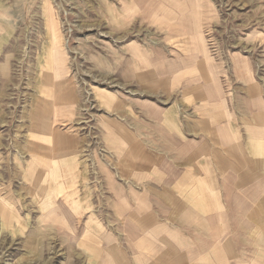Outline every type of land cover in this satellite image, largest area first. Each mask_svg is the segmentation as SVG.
Instances as JSON below:
<instances>
[{"label":"rangeland","instance_id":"374dc122","mask_svg":"<svg viewBox=\"0 0 264 264\" xmlns=\"http://www.w3.org/2000/svg\"><path fill=\"white\" fill-rule=\"evenodd\" d=\"M51 23L60 38L61 78L72 85L68 103L49 118L68 140L56 153L64 190L46 211L34 179L54 158L45 152L46 133L36 120L54 91L45 68ZM199 35L204 53L193 44ZM184 61L183 68L196 61L203 68L178 77L171 63ZM211 63L248 155L241 165L252 180L237 187L238 197H227L221 177L228 170H219L224 209H208V221H190L187 244L167 239L166 228H174L172 221L161 223L167 210L151 209L157 220L144 228L161 230L144 235L137 222H143V209H107V181L122 180L129 196L153 186L140 179L158 171L135 165L137 156L122 155L121 147L133 139L142 146L152 142L158 136L147 132L156 123L153 115L172 104L182 103L183 124L209 131L226 125L222 109L217 119L206 102L192 109L194 101H204L201 94L177 91L184 77L206 85L201 74L207 78ZM95 91H106L114 103L105 105ZM259 100L264 105V0H0V200L10 204L0 201V264H174L177 250H188L181 264H221L211 238L220 234L221 213L239 242L237 255H227L220 241L222 264H264V128L245 126L262 111L252 106ZM201 117L206 120H196ZM122 129L134 138L129 134L127 141Z\"/></svg>","mask_w":264,"mask_h":264},{"label":"crops","instance_id":"0c3cea01","mask_svg":"<svg viewBox=\"0 0 264 264\" xmlns=\"http://www.w3.org/2000/svg\"><path fill=\"white\" fill-rule=\"evenodd\" d=\"M186 64V61L181 62V64L178 62L171 63L172 69L176 71V76L183 77L187 72L191 73V70L197 71L198 69H202L204 63L196 61L192 63L193 66L191 68H183ZM206 70L208 71L207 78H204V75L201 74V76H203L201 80L207 83L206 85L193 83V78L184 77L186 79L181 82L179 81L181 84L177 91L185 87L184 91L193 90L197 92L196 95L199 96V98L202 95L204 101H194L195 104L194 107L191 106L192 109H200L202 108L201 104L206 102V110L211 114V119H217L218 113H220V109H222L221 113L223 114L219 117L225 119L227 117L226 125L215 127L209 131V128L202 125L183 124L178 112L182 103L177 102V105L172 104L167 110L158 111V114L155 113V115H153V118L156 119V123L151 126L152 131L147 128V132H151L152 134L156 133L158 136L153 139L152 142H150V138L146 139V145L143 144L144 146H142L141 142H135V139H133L129 146V142L126 144V149L121 147L122 155L127 152V155L132 153L137 156V160L139 161L135 165H141L147 170L151 167L155 171H158L155 174H148V177L144 175L143 180L140 179L144 184L154 183L153 186H147L143 191L131 192L132 194L129 196V192L125 185H123L122 180L112 181L109 177L107 181L110 182L109 184L111 186L106 203L107 209H143V222L139 221L138 218L137 222L139 227H142L141 229L144 235L158 233L161 230L159 228V230L147 231L144 228L149 223H155L156 221L154 220H157L155 213L151 209L167 210L169 213H167L168 215L163 218L164 221L161 223L164 224L167 220L174 223V228L172 230H169L168 226V228H166V232H168L170 236V238L167 239H171V242L177 241V243L187 244L186 239L188 238L186 233L190 221L195 225L196 223H194V221H196L197 224L200 221H208V209H217L218 212L224 209L218 192L220 189L219 170H222V168L228 170L227 174L224 175L225 177H221L223 189L227 197L231 195L233 197H238L236 194L237 187H246L252 180V171H249L248 168L244 169L241 165L242 160H246L248 155L243 145L238 142L240 139L239 127L234 124L231 113L226 105V98L221 91L219 78L216 76V72H214L216 68H214L211 63V67ZM209 71L212 76L209 75ZM254 105L256 104L253 103L252 106L254 107ZM257 105H260L264 112L263 102L261 101ZM183 108L188 109L190 106L183 104ZM255 113L257 112L251 114L252 117ZM196 120L203 121L206 119L201 117ZM249 122L252 124H248L247 122L245 125L246 128H257L253 127L252 118ZM122 131L124 132L122 134H126L127 141L129 139V134H132L131 138H134L133 132L128 131V129H122ZM209 132H213V136L209 135ZM136 133H138V131H136ZM208 141L212 143L211 148L208 146ZM233 149L237 150L233 151ZM134 163V161H131L130 164ZM256 195L257 192L251 197L255 199ZM186 198L194 199V201L188 204L189 201H186ZM134 199H137V202ZM239 208V210L243 212L246 210L241 209V207ZM171 209L175 210V214L178 213L179 217L174 214L172 217L169 216L172 213ZM220 218L222 219L223 225L220 234L213 233L211 238L213 243L217 245L216 247H218L222 264L220 241L223 245L222 251L227 255H231L233 252L236 253V245L239 244V242H235L236 231L234 227L231 226L227 229V226L224 225L225 215H223V213H221ZM141 224H145L146 226H141ZM136 236L138 235L136 234ZM198 236L201 237L202 234H198ZM229 236L231 238H229ZM176 252L178 255L172 259V263L181 264L186 261V258L182 254L187 253L188 250H177ZM199 252H201V250Z\"/></svg>","mask_w":264,"mask_h":264},{"label":"bare ground","instance_id":"6f19581e","mask_svg":"<svg viewBox=\"0 0 264 264\" xmlns=\"http://www.w3.org/2000/svg\"><path fill=\"white\" fill-rule=\"evenodd\" d=\"M53 18V17H51ZM52 20V19H51ZM54 20V19H53ZM55 24L51 23V36L49 41V47L47 51V58H48V64L44 65L50 68L48 71L49 73L46 74L49 83L53 85V92H50V98L47 103L45 101L43 102L40 111L38 112L37 116V126L40 128V130L45 134L44 141L47 142V150L45 151L48 156L52 153V158L49 163V168L45 170H41V173H39L35 179H34V185H35V195L36 198L39 200V203H42L41 208L42 210H50L55 206V199L58 197L64 190V184L63 180H60V176L58 175V169L59 165L57 162V158L59 155L56 154L59 152V146L60 143L65 142L67 139V134L60 132L58 128H55L53 126V122L49 119L50 116L54 115L55 108L59 106V104L62 105V103H68V94L70 93L71 89V82L67 79H62L63 75V69L61 67L62 60V53L60 51V38L58 36L57 30L55 28ZM50 29V28H49ZM193 44L195 46V50L200 52L206 51L202 36L199 35L197 39L193 41ZM46 57V56H45ZM96 95H100L97 97H101L102 99H105L106 104L114 103V97L110 94L100 91H95ZM261 102V101H259ZM257 105V104H256ZM254 105V106H256ZM263 111V108H262ZM258 111L256 114L253 115V127H259L264 128V112ZM36 112V113H37ZM68 140V139H67ZM73 140V139H72ZM67 142V141H66ZM72 144V142H71ZM49 147V149H48ZM39 149L41 147H38ZM43 148V147H42ZM57 148V149H56ZM45 147L43 148V150ZM51 165V167H50ZM60 171V170H59ZM62 171V169H61ZM60 171V172H61ZM63 181V182H62ZM50 183L52 184L51 187H49ZM45 187V189L43 187ZM43 189L45 190V194L43 192ZM8 196V195H7ZM2 203H5L10 206L9 203H7L4 199L0 200ZM75 204H71V209L75 211L77 208V203L74 201Z\"/></svg>","mask_w":264,"mask_h":264}]
</instances>
